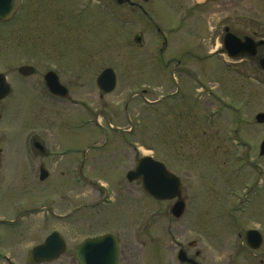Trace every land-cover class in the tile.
<instances>
[{"label": "rangeland", "instance_id": "obj_1", "mask_svg": "<svg viewBox=\"0 0 264 264\" xmlns=\"http://www.w3.org/2000/svg\"><path fill=\"white\" fill-rule=\"evenodd\" d=\"M108 1L29 0L18 21L0 25V72L10 73L9 80L15 86L7 101L0 104V217L12 219L14 211L29 213L32 208L46 212L51 200L59 215L82 205L86 206L80 213L92 214L88 206L102 202L108 194L115 198L113 207L106 210L115 212L111 225L127 217L132 226L126 228L138 234L143 229L141 221L150 219L146 233L149 238L156 237L149 243L151 250L174 247L179 240L195 241L190 253L194 257L196 251L201 252L196 258L198 264H242L241 231L244 234L247 229L258 228L264 232V157L260 155L264 123L256 120L264 113V70L253 57L240 60L219 55L220 37L229 26L241 38L261 40L264 27L257 26L264 23L255 20H263L264 13L247 9L256 6L257 0H245L246 11L241 10V0H230L227 9L217 4L204 6L205 0H124L121 4L113 0V19ZM199 2L203 7L182 32L180 42L193 45L200 57H182L174 32L180 4ZM177 59H182L197 79L181 72L183 65L178 66ZM23 64L36 68L27 84L16 76V68ZM109 67L117 75V86L100 98L96 78ZM49 70L70 87L71 95L85 98L87 106L98 109L102 123H108L102 120L104 116L110 118L116 133L112 145L91 152L84 172L87 182H77L71 164L63 159L56 171L48 169L51 177L42 182L38 167L36 178L23 156L22 139L32 129L31 101L43 108L40 117L51 119L53 145L62 146L59 151L77 140L66 122L76 126L81 117L91 116L74 107L39 103L42 100L31 86L43 85L42 77ZM133 94L137 96L132 99ZM168 94L172 96L166 104H144L143 96L157 100ZM24 101L25 105L20 103ZM129 101L127 113L125 104ZM126 115L132 125L127 124ZM38 122L40 129L44 122ZM21 123L28 127L22 129ZM125 129L130 130L127 137L133 144L132 152L119 141L118 134ZM84 132L83 143L75 147L105 141L93 126ZM146 154L163 159L183 180L188 200L179 240L163 233L164 224L171 218V203L148 200L138 183L126 180L136 158ZM154 214L163 215L164 220L152 221L158 218ZM31 218L35 220L27 219L22 231L0 227V234L17 235L20 240L18 244L6 242L0 251L21 259L27 248L42 239L50 226L42 214ZM76 220L77 215L70 216L65 221L69 226L55 222L61 224L58 228L73 247L86 235L107 230L105 225L99 230L94 225L80 227ZM28 223L33 229L26 233ZM255 254L263 256L264 247ZM0 264L5 263L1 260Z\"/></svg>", "mask_w": 264, "mask_h": 264}, {"label": "flooded vegetation", "instance_id": "obj_2", "mask_svg": "<svg viewBox=\"0 0 264 264\" xmlns=\"http://www.w3.org/2000/svg\"><path fill=\"white\" fill-rule=\"evenodd\" d=\"M113 0L108 1L109 5H108V9L110 10L111 15L113 14V19H115L116 17V11L113 10ZM118 1L120 4L124 2V0H116ZM129 1V0H128ZM148 1V0H146ZM205 5L204 6H208V4H217L221 7H225L226 9L229 7L230 5V0H205ZM256 1V0H255ZM130 2V1H129ZM243 2H245V0H241V10L242 11H246V9L243 7ZM131 5H137L135 3H131ZM202 4L196 3V4H190L188 6H186L185 4L181 5L180 4V13L177 17V24L175 26V34L177 35V40H178V49L180 50V54L186 57H190V58H197L200 57L199 54H197V52H195L194 49H192L191 46L193 45H189L187 46L185 43L180 42L182 41V32H186L187 27H189L190 24L193 23V21L197 18V10L203 6H201ZM29 6V0H20V4L17 8V11L15 13V15L13 17H11L10 19L7 20H0V25L2 26H7L10 25L16 21H18L21 18V15L23 14V12L28 8ZM139 7V6H138ZM247 7V6H246ZM252 7V8H251ZM248 6L247 9L250 11H256L258 13H264V0H257V5L256 6ZM264 18V16H262ZM256 23H264V19L261 21L257 22V19L255 20ZM261 26L264 27V24L259 25L257 27L261 28ZM158 31L161 32L160 28H158ZM230 32V28L229 26H225L223 29V34L220 37L221 39V52L219 53V55L221 56H225L226 59L229 57L228 54L225 51V48L223 46V42H224V38L226 36V34ZM218 34V32H217ZM235 34V33H234ZM215 37H219L218 35ZM239 38H241V34L240 36H238ZM246 37V36H245ZM243 37V38H245ZM252 38V37H251ZM254 39V38H253ZM137 40H140V36L137 37ZM261 40H264V37H262ZM165 41L167 42V38H165ZM260 41V40H259ZM189 47V48H185ZM185 49L183 52L182 50ZM264 49V45L258 48V52L257 55L254 56L253 58H255V61L258 63L259 67L260 66V59L262 57H264V52L260 53V50ZM209 57H205L204 59H207ZM241 60V56L239 57ZM247 58V57H244ZM252 58V57H251ZM199 59V58H198ZM182 59H177V63L178 66H182L183 62ZM226 61V60H225ZM222 67H224L225 62H221ZM227 66V65H226ZM225 66V67H226ZM22 67H32L33 71L31 74H28V72H21L20 69ZM110 68V67H109ZM107 69V68H106ZM262 69V68H261ZM16 73H17V77L18 80L20 82H23L24 84H27L26 81L27 79L33 77L36 74V68L34 66H32L31 64H23V65H19L16 68ZM181 72H188L192 77H194V79H197V76L195 74V72H192L191 70H189L187 68V66L183 65V68H180ZM49 72H54L53 70H49L47 71L44 75H43V85H37V83L35 85L31 86V89L35 92H37L40 96V99L42 100L39 103H47V104H55L58 106H63V107H74L76 108V110L81 109L83 111V113H90L91 116H89L88 118H80L78 120V124L76 126H74L72 124V122H66V124H69L70 127H72V133L74 135H76L75 137H77V140H75V142L73 143V145H69L63 148V150L59 151L57 149H59L62 146H58V147H54L53 142H54V134L52 131L53 128V123L51 121V119L47 116H45V118L43 119L42 117L39 116V113H42L41 110L43 109L41 106L38 107V105L34 102V101H28L31 103L32 105V111H31V119L33 118V122L30 123L29 127H32V129L30 130V132H27L24 134L23 139H22V151H23V156L25 158V161L27 163V165L34 170V176L37 178L36 176V171L38 167L39 170V180L42 182H46L50 179L51 177V173L48 169H51V171H56V168L58 166V164L61 163L62 159L67 162L68 164L70 163V168L71 171L76 173V181L77 182H87L86 181V177L84 175L85 169L88 166L89 161L91 160L92 157V151H102L103 149H106V147L112 145V140L114 139V136H116V133L113 132V125L110 123V118H108L107 116H104L102 120H106V122L108 123H102L101 122V117H100V111L98 109H92L90 106L86 105V99L85 98H81V97H75L74 95H71V89L68 85L63 84L60 76L57 74L58 78H59V82L61 83V85L65 88L64 90H62V92H64L63 94H56L53 91L50 90L49 86L47 85L46 82V75ZM2 73L5 78H6V82L9 84V86L11 87V93L9 95H7L5 98L0 100V104L4 103L7 101V99L10 97V95L14 92L15 90V86H13L12 82L9 80V76L10 73H6V72H0ZM97 85V84H96ZM44 87V88H43ZM98 90H99V97L103 98L105 95H109L110 93H105L103 91H101L99 89V87L97 86ZM144 93L146 94V91L144 90ZM137 96V94H133L132 95V99L133 97L135 98ZM172 96V94H168L166 96H163L160 99L157 100H149L148 98L144 97V104L146 106H149V104L152 105H158L160 103L166 104L167 99H169ZM21 104L25 105V101L24 102H20ZM129 104H125V111L128 113V109L130 106L131 101L128 102ZM77 110V111H78ZM148 110V109H147ZM33 112V113H32ZM0 118H1V113H0ZM127 121L128 125H132L133 121L131 119V117L126 115V118H124ZM209 119V118H208ZM38 120H40L41 122H44V125H42V127H40V129H38ZM75 120V119H74ZM22 124V123H21ZM87 126H93L96 130H98L99 134H103L105 137V141L100 143V144H91L87 147L83 146H78L75 147V145L79 144L85 139V128ZM27 124H22V129L27 128ZM21 129V128H20ZM19 129V131H21ZM77 130V131H76ZM52 131V133H51ZM76 131V133H75ZM123 132H119L118 136H119V141L122 142V144L124 145V147L131 151L133 150V144L130 142V139L127 137L129 135L130 130L129 129H125L122 130ZM111 143V144H110ZM3 151V150H1ZM137 151V150H136ZM74 155V156H72ZM76 155V156H75ZM153 157V159L162 162L163 164H165L166 168L169 170V167L167 165V163L163 160V159H157L154 155H151ZM138 157V156H137ZM60 158V159H59ZM141 158V157H140ZM140 158H136L135 163H134V167L131 168L130 170L135 168L136 162L138 159ZM40 160L39 165L37 164V160ZM2 160L0 161V168H2L1 166H3V163L1 164ZM49 166V167H48ZM45 171L47 173V177L42 180L41 179V174L42 172ZM63 171V170H62ZM170 172H172L171 170H169ZM64 172V171H63ZM174 173V172H172ZM176 175V173H174ZM178 176V175H176ZM180 177V176H178ZM181 179V183H182V196H181V200H183L186 204V210H187V200H188V196L184 194V187H183V180ZM136 183H138V185H140L141 187V182L140 181H135ZM132 184V183H130ZM260 193V192H259ZM108 195V194H107ZM104 196V200L101 202L100 201H96L95 203L91 204L88 207H91V209L94 211L92 212V214H87L86 212H81L80 213V209L84 208L85 206H77L74 209V212H67L64 214H57L54 212L53 210V205L54 202L53 200H51V205H47V210L46 212H41V210H37V209H30L29 213H23L21 210H16L14 211L13 217L12 219H6V217L2 218L0 217V227L2 225H6L9 229H13V230H18V231H22L23 227L26 226V222L27 219L28 221H33L35 219L31 218V217H36L37 215L39 216L40 214H42V219L46 222L47 226H50V229L44 234V236L42 237V239L39 242H35L34 244H32L29 248H27V250H25L24 252V256L23 258L21 257V259L18 258H13L11 254L6 253L5 251H0V261L2 260V262H4L5 264H111V261L113 259V246L109 243H106L104 245H99L95 248L94 251H91L90 248L86 250H84V253H81V259L78 258V254H77V250L79 248V246L81 244H83L86 240L88 239H93V238H98V237H102L105 235H112L115 240L118 242V258H117V262L116 264H195L193 262L197 261V257H199L201 255L200 251H196L194 253V257H192L191 253H190V248H193L196 246V242L195 241H190V242H185L182 241L180 242V233H181V227H182V219L184 218V216L186 215V210L185 213L183 214L182 217L180 218H175L171 212V218L168 219V221L164 224V228H163V233L167 234L169 237L172 238H178L179 242L174 244L175 246H169L166 247L164 245V249H169V250H161L159 247H157L156 249L153 248L152 250L150 249V242L154 243V240L156 239V237H151L149 238L147 236L146 231H148V227L150 226V219L145 220L144 223L143 220L141 221V223L139 224L140 227H143V229H141V231L143 232V234L138 233L135 234L133 232V230L131 228H126L128 226H132V222L130 221V219L128 220L127 217L122 218L121 220H119V222L115 225H111L112 224V217L113 219L115 218V212L112 211V213H106V210H108L109 208L111 209V207H113L114 203H115V198L113 197H108V196ZM145 195V194H144ZM146 198L152 202H159V203H171L170 209L171 207L177 202L179 201V199H173V200H167V201H163V200H156L151 196H147L145 195ZM114 209V208H113ZM112 209V210H113ZM77 211V212H76ZM73 215H77V220L76 223L81 227H85L87 225H94L95 229H100L102 227V225H105V227H107L106 231H100L97 232L96 234L93 235H86L76 246H72L70 245L69 241L67 240V237L65 236V234L62 232V230L60 228H58V226L61 224H56V221L59 222H64V225L69 226V222H65L66 220L69 221L70 216ZM90 216L95 217L94 220H91L92 218H89ZM163 216V215H162ZM161 214H154V217H158V218H153L152 221H156L157 220H164L161 219L162 218ZM93 221V223H92ZM124 221V222H123ZM29 225H27V229L25 230L26 233L27 231H30L31 229H33V224L31 225V223H28ZM120 224V225H119ZM111 225V226H110ZM29 226V227H28ZM55 227V228H54ZM121 228V230L118 231V229ZM1 230V229H0ZM251 230H256L261 234V240L262 243L261 245L254 249L252 248L249 244H248V240H247V233ZM59 233L61 235V237L63 238L65 245L64 247L59 248L58 246H50L48 249V252H41L38 254L33 255V257L30 258V253L33 249H35L36 247H39L41 245H43L47 238L52 235L53 233ZM177 236H175V235ZM19 236L17 235H6L5 233H1L0 234V247L2 245H4L6 242H12L15 244H18V239ZM21 239V237H20ZM20 241V240H19ZM264 247V232L259 230L258 228H250L245 230L244 234L243 231H241V262H243L244 264H264V255L263 256H259L257 254H255V252L261 250ZM181 252H184V254L187 256V258L193 260V262L190 261H183L181 260L180 254ZM151 255L153 257L154 260H151ZM19 260V261H16ZM242 263V264H243Z\"/></svg>", "mask_w": 264, "mask_h": 264}, {"label": "water", "instance_id": "obj_3", "mask_svg": "<svg viewBox=\"0 0 264 264\" xmlns=\"http://www.w3.org/2000/svg\"><path fill=\"white\" fill-rule=\"evenodd\" d=\"M146 1V0H145ZM20 4V0H0V19L7 20L13 17L17 11V8ZM264 45V40L255 41L251 37H245L244 39L239 38L236 34L228 32L224 38L223 46L226 53L231 58H238L243 56L254 57L257 55L258 48ZM260 66L264 70V57L260 59ZM21 72H28L31 74L33 69L32 67H22ZM46 82L50 90L56 94H63L62 90L65 88L59 82V78L56 73L49 72L46 75ZM117 79L115 71L111 68L105 69L97 78L98 87L105 93H110L116 88ZM11 93V87L6 82L5 76L0 73V100L5 98ZM256 120L259 123H264V113H259L256 116ZM260 155L264 156V140L261 143ZM47 177L45 171L41 174V179L44 180ZM128 182H133L135 180L141 181V187L145 194L154 197L159 200H170L179 198V201L176 202L171 208V213L174 217L180 218L184 211L186 204L181 200L182 196V183L181 179L175 176L173 173L169 172L162 162L154 160L150 156L140 158L135 169L129 171L126 175ZM248 244L256 249L261 243V234L256 230H251L247 233ZM109 243L113 246V259L111 264H116L118 258V242L112 235H105L98 238L88 239L83 244H81L77 250L78 258L82 260L81 253L90 248L91 251H94L95 248L99 245H104ZM65 242L61 235L57 232L50 235L46 242L33 249L30 253V258L33 255L48 252L50 246H58L59 248L64 247ZM183 261L193 260L187 258L184 252H181L180 257ZM198 264L196 262H193Z\"/></svg>", "mask_w": 264, "mask_h": 264}, {"label": "bare ground", "instance_id": "obj_4", "mask_svg": "<svg viewBox=\"0 0 264 264\" xmlns=\"http://www.w3.org/2000/svg\"><path fill=\"white\" fill-rule=\"evenodd\" d=\"M146 155H148V154H146Z\"/></svg>", "mask_w": 264, "mask_h": 264}]
</instances>
